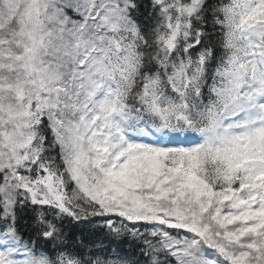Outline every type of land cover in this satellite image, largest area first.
Returning <instances> with one entry per match:
<instances>
[{"label": "snow or ice", "instance_id": "6c2138e0", "mask_svg": "<svg viewBox=\"0 0 264 264\" xmlns=\"http://www.w3.org/2000/svg\"><path fill=\"white\" fill-rule=\"evenodd\" d=\"M0 264H264V0H0Z\"/></svg>", "mask_w": 264, "mask_h": 264}]
</instances>
